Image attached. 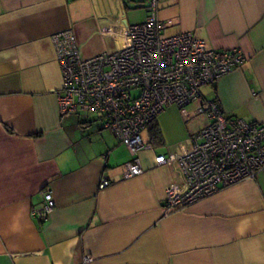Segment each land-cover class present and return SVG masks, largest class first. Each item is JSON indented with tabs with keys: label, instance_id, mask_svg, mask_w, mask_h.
<instances>
[{
	"label": "crops",
	"instance_id": "0c3cea01",
	"mask_svg": "<svg viewBox=\"0 0 264 264\" xmlns=\"http://www.w3.org/2000/svg\"><path fill=\"white\" fill-rule=\"evenodd\" d=\"M130 6H144L145 20L147 0H0V264H264V169L163 212L166 187L182 177L155 156L208 119L167 143L159 114L142 132L152 144L139 152L143 172L124 179L130 154L99 117L60 115L51 35L71 29L91 57L113 48ZM157 17L167 36L241 50L246 62L201 95L227 116L264 123V0H158ZM96 37L103 45L91 48ZM102 176L111 182L99 189ZM45 187L55 207L40 221L32 211Z\"/></svg>",
	"mask_w": 264,
	"mask_h": 264
},
{
	"label": "built area",
	"instance_id": "2783aa9c",
	"mask_svg": "<svg viewBox=\"0 0 264 264\" xmlns=\"http://www.w3.org/2000/svg\"><path fill=\"white\" fill-rule=\"evenodd\" d=\"M157 9L158 0H147L145 20L127 25L112 49L91 57L82 55L71 29L50 39L61 79L56 93L60 115H97L130 154L124 179L143 172L139 152L152 144L142 132L166 107L175 105L186 120L192 114L208 119L166 155L155 156L157 164L176 163L181 172L182 180L165 189L163 212L168 214L264 169V123L227 116L216 100L201 95L202 86L239 68L247 56L239 49L209 47L190 32L165 35ZM110 182L102 176L98 188ZM54 207L52 191L45 187L41 207L32 215L44 221ZM91 260L82 258L83 263Z\"/></svg>",
	"mask_w": 264,
	"mask_h": 264
},
{
	"label": "rangeland",
	"instance_id": "374dc122",
	"mask_svg": "<svg viewBox=\"0 0 264 264\" xmlns=\"http://www.w3.org/2000/svg\"><path fill=\"white\" fill-rule=\"evenodd\" d=\"M143 7L135 9L134 7L130 6L129 11L131 12H129L128 15L130 25L144 21L143 17L145 12ZM102 45H103L102 39L96 37L95 39H93L91 43V48H96V47L99 48ZM188 108L190 109V107ZM77 114H82V113H77ZM158 118H161L162 128L167 136V141H166L167 143L176 142V139L174 138H176L179 135L181 137L184 132H185V136L186 135L188 136L187 130H189L190 128H195L197 124L198 125L200 124L199 122H201L202 119L201 116L192 114L189 117V119L186 120L185 117L181 114V112L175 105L170 108L166 107L160 113ZM162 152H164V149H162Z\"/></svg>",
	"mask_w": 264,
	"mask_h": 264
},
{
	"label": "trees",
	"instance_id": "16d2710c",
	"mask_svg": "<svg viewBox=\"0 0 264 264\" xmlns=\"http://www.w3.org/2000/svg\"><path fill=\"white\" fill-rule=\"evenodd\" d=\"M151 123H152V122H151ZM151 123H149V124H151ZM149 124H148V125H149ZM156 134H157V130L155 129V130H154V133H153V136H155Z\"/></svg>",
	"mask_w": 264,
	"mask_h": 264
}]
</instances>
